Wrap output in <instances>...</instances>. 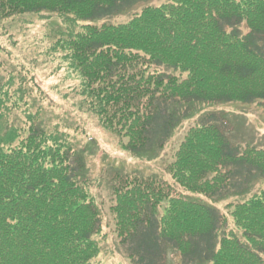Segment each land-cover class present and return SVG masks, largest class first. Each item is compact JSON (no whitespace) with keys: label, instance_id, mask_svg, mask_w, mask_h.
<instances>
[{"label":"trees","instance_id":"obj_1","mask_svg":"<svg viewBox=\"0 0 264 264\" xmlns=\"http://www.w3.org/2000/svg\"><path fill=\"white\" fill-rule=\"evenodd\" d=\"M149 1L0 0V34L17 17L55 14L66 31L49 37L46 56L79 77L80 110L123 151L152 161L199 105L264 103V0H166L126 23L102 22ZM23 79L0 85V264H99L103 208L91 193L89 143L33 115L6 124ZM198 120L166 169L172 184L121 171L111 182L115 233L132 264H169L172 253L181 264H264V149L232 144L223 112ZM174 186L240 200L225 214Z\"/></svg>","mask_w":264,"mask_h":264},{"label":"rangeland","instance_id":"obj_2","mask_svg":"<svg viewBox=\"0 0 264 264\" xmlns=\"http://www.w3.org/2000/svg\"><path fill=\"white\" fill-rule=\"evenodd\" d=\"M165 1L150 0L122 16L102 22L126 23L133 14L141 11L145 6H160ZM35 16L25 15L7 22L8 34L5 36L0 34V45L5 50L0 54V85L2 83L5 85L11 76L24 77L23 80H26L25 91L14 97L17 100L16 105L14 101H6V107L3 108L7 115L12 105L19 104L20 109L10 117L11 124L7 115L4 122L8 125L27 126V117L33 115L38 124L48 131L64 132L78 144L86 145L93 140L86 146V152L90 155L88 160L90 176L97 179L91 188V193L95 196L96 203L103 208L102 236L97 238L101 246L98 263L132 264L120 246L110 211L113 205L110 186L116 172L159 177L164 174L167 182L172 184L173 181L166 170L168 165L173 162L175 153L189 129L199 123L200 116L211 112L225 113L227 121L233 125V128L230 126L232 142L241 141L239 145L242 147L256 145L264 148V103L199 105L200 114L184 122L175 131L165 149L156 154L154 160L137 159L122 150L119 139L104 131L98 125L96 117L82 113L77 105L79 98L76 94L80 79L69 65L60 56L56 59L47 58L46 52L51 45L50 38L56 39L58 32L65 28L61 20L55 14L49 13H44L40 17ZM174 188L181 197L209 206L214 205L221 213H228L227 208L224 207L228 203L215 204L207 196L184 192L178 186ZM260 190L261 186L256 185L250 196ZM170 264H181L180 257L172 253Z\"/></svg>","mask_w":264,"mask_h":264}]
</instances>
